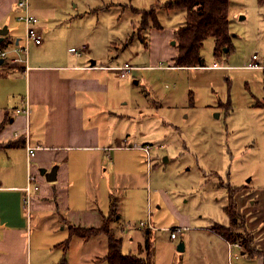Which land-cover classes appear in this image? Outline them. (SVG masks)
<instances>
[{
	"label": "rangeland",
	"instance_id": "rangeland-1",
	"mask_svg": "<svg viewBox=\"0 0 264 264\" xmlns=\"http://www.w3.org/2000/svg\"><path fill=\"white\" fill-rule=\"evenodd\" d=\"M167 1L29 0V5L45 15L85 10V20L81 22L85 28L83 38L94 45L95 51L112 53L121 61L129 60L132 66L144 67L169 64L163 59L151 63V51L153 57L175 53L172 42L175 31L184 24L185 11L165 9L162 5ZM151 7H155L161 30L154 29L150 17L140 24L141 14L136 10L149 11ZM16 17L13 12L2 27L8 26L10 33L22 30L24 34L19 38L24 39L23 24ZM228 20L232 49L228 55L216 58L213 39L204 40L200 53L206 67L131 72L134 78L129 77L130 85L139 95L136 113H132L136 118L134 131L151 145L154 160L152 183H147L144 160L142 166L136 164L134 175L126 183L120 231L123 254L146 255L140 246L144 243V229L137 227L146 219L148 210L153 225L161 229L150 234L154 264H228L229 254H236L227 253L225 243L214 231L219 225L229 224L224 208L231 197L241 215L236 233H248L245 223L249 219L256 232L264 228V69L241 67L251 62L253 55L264 65V4L259 5L257 0H230ZM80 21L62 18L48 29L56 35L70 34ZM146 24L149 28L141 31ZM93 25V31L86 30ZM108 36L113 43L121 41L109 43ZM147 37L150 49L141 42ZM214 64L225 68L212 69ZM133 80H138V84ZM133 185L140 189L132 191ZM161 196L170 201H161ZM34 217L30 221V243L37 249L36 260L44 256L50 264H105L104 235L87 242L73 237L67 242V226L61 217L44 222ZM182 224L183 235L177 239H171L170 232L164 230ZM115 235L119 237L118 231ZM66 242L68 249L64 254ZM180 242L185 243L182 252L177 250Z\"/></svg>",
	"mask_w": 264,
	"mask_h": 264
},
{
	"label": "crops",
	"instance_id": "crops-1",
	"mask_svg": "<svg viewBox=\"0 0 264 264\" xmlns=\"http://www.w3.org/2000/svg\"><path fill=\"white\" fill-rule=\"evenodd\" d=\"M15 3L16 0H0V27L13 12L17 13ZM29 11L38 19L36 26L42 42L26 44V62L19 53L20 62L0 64V264L52 263L44 256L35 259L37 249L30 243V221L34 216L43 222L61 217L64 226L100 227L113 207L115 216L110 227L115 233L118 231L121 238L128 178L131 180L134 167L142 166L144 160L148 167L145 169L147 183H152L150 173L154 160L151 145L134 131L136 118L132 113L138 107L139 95L133 92L129 77L134 78L133 71L174 68L171 58L177 51L155 57L151 51V63L163 59L169 64L133 66L135 69L128 75L120 77L111 67L130 63L129 60L121 61L112 53L97 52L94 45L84 40L85 28L81 22L85 20V10L45 15L29 6ZM73 17L81 21L70 34L56 35L48 29L51 23ZM86 30L93 31L94 25ZM22 34V30L10 33L8 28L6 37L10 42L6 45L24 46V39L19 38ZM108 39L109 36V43L113 41ZM146 44L144 48L148 49V37ZM74 51L80 55H75ZM241 67L246 69L245 65ZM25 107H28V115L21 112ZM26 147L36 148L34 156H28ZM146 147H149V155L143 150ZM53 168L56 169L54 180L48 181L46 175ZM29 173L36 177L39 190L32 195L27 216L23 209V188ZM133 189L140 188L133 185ZM163 200L170 201L161 196ZM250 220L245 223L246 229L252 232L256 248L264 250V228L256 232ZM139 223L137 228L141 229ZM178 227L185 228V225ZM156 231L143 230V242L146 232ZM216 235L225 243L227 253L236 254L228 264H260L264 260V257L246 259L239 245ZM140 246L144 247V243Z\"/></svg>",
	"mask_w": 264,
	"mask_h": 264
},
{
	"label": "trees",
	"instance_id": "trees-1",
	"mask_svg": "<svg viewBox=\"0 0 264 264\" xmlns=\"http://www.w3.org/2000/svg\"><path fill=\"white\" fill-rule=\"evenodd\" d=\"M230 0H168L162 5L168 10L182 9L185 11V21L183 26L175 31L176 54L171 58V66L175 68H194L205 67L203 64L201 49L204 40L212 38L214 42L213 55L218 58L222 54L228 55L232 49V36L229 30L228 10ZM259 5L264 4V0H257ZM141 14V23L150 17L155 25V29L161 30L155 15V7H151L149 11L136 10ZM149 28L146 24L142 30ZM139 37V36H138ZM139 39V38H138ZM8 40V41H6ZM140 40V39H139ZM141 41V40H140ZM10 42L7 37L0 43V49ZM144 47H147L146 41H141ZM191 100V98H190ZM238 189V188H237ZM237 202L233 201V197L229 198L228 205L224 211L228 215L229 224L227 226H218V230L214 232L221 236L225 241L232 244H238L242 247L244 255H260L264 257V250L257 249L254 244V236L248 233H236L235 226H238L241 215L238 213ZM115 216L113 207L110 209L107 217L102 221L100 227H77L67 224L68 239L80 238L87 242L93 237L104 235L107 240V254L103 258L105 264H154L152 260L153 250L150 241V233H145L144 257L123 254L122 239L116 237L115 233L110 229V222ZM242 228H244L242 226ZM246 228V225H245ZM238 227L237 230H239ZM66 242L64 254L68 249ZM65 263V258L63 259Z\"/></svg>",
	"mask_w": 264,
	"mask_h": 264
},
{
	"label": "built area",
	"instance_id": "built-area-1",
	"mask_svg": "<svg viewBox=\"0 0 264 264\" xmlns=\"http://www.w3.org/2000/svg\"><path fill=\"white\" fill-rule=\"evenodd\" d=\"M29 6H30L29 0H16V3H15V8L17 12L16 19L19 22H21L24 26V30H25L24 41L25 42H24V46L19 45V44L15 45L14 43H11L1 48L0 49V59H3V61H12L13 63H18L20 62V60L17 57V55L19 53H22L24 55L23 61L26 62V54H27L26 44H28V42H33L34 44L39 45L42 42V35L36 26V24L38 23V19L30 13ZM74 54L77 56L80 55V53L77 51H74ZM212 67L219 68L216 64H214ZM111 68L114 71H116L120 77H125L133 69H135L129 63H124L123 65L111 67ZM244 68L264 69V65L258 62V58L256 55H253L251 62L247 63ZM21 112H23L25 115H28V112H29L28 107H25V109L22 110ZM26 150H27L28 156L32 157L34 156L36 148L26 147ZM143 150L149 155V152H148L149 147L143 148ZM38 190H39V184H38L36 177L29 173L27 175L26 185L23 188V192H24L23 209L26 210L27 216H29L30 214V203H31L32 195L36 193ZM139 227L144 230H152V231L161 230L160 228L155 227L153 223L151 222L149 210L147 211L146 219L139 223ZM164 230H167L170 232L171 239H176L178 235L181 234V232L184 230V228L172 227V228H166ZM236 246H238V244H236ZM231 258L232 256L229 254V259Z\"/></svg>",
	"mask_w": 264,
	"mask_h": 264
},
{
	"label": "water",
	"instance_id": "water-1",
	"mask_svg": "<svg viewBox=\"0 0 264 264\" xmlns=\"http://www.w3.org/2000/svg\"><path fill=\"white\" fill-rule=\"evenodd\" d=\"M8 34V27L7 26H3L0 28V43L3 42L4 38L7 36ZM172 44H175V42L173 41ZM3 62V59H0V64ZM94 63V62H92ZM55 170L56 169H52L47 175H46V178L48 181H52L54 180V174H55ZM42 174L44 172H41ZM177 250L178 251H183L184 250V244L182 242H180L178 245H177Z\"/></svg>",
	"mask_w": 264,
	"mask_h": 264
}]
</instances>
